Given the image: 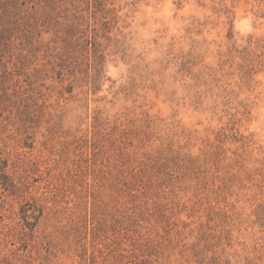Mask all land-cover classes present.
I'll list each match as a JSON object with an SVG mask.
<instances>
[{"label": "rangeland", "instance_id": "obj_1", "mask_svg": "<svg viewBox=\"0 0 264 264\" xmlns=\"http://www.w3.org/2000/svg\"><path fill=\"white\" fill-rule=\"evenodd\" d=\"M0 264H264V0H0Z\"/></svg>", "mask_w": 264, "mask_h": 264}]
</instances>
